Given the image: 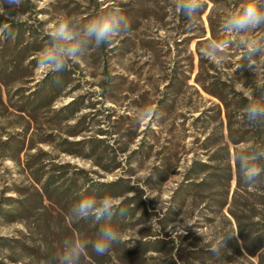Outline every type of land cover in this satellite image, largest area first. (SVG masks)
Here are the masks:
<instances>
[{"label":"rangeland","instance_id":"rangeland-1","mask_svg":"<svg viewBox=\"0 0 264 264\" xmlns=\"http://www.w3.org/2000/svg\"><path fill=\"white\" fill-rule=\"evenodd\" d=\"M250 2L204 0L192 28L174 0H22L15 11H5V18L23 22L36 34L41 50L33 57L61 19L84 24L102 9L119 5L130 29L69 61L71 79L53 108L32 120L26 136V144L33 137L52 143L24 150L20 163L0 151V210L10 211L11 199L31 187L26 157L40 148L47 154L46 169L52 164H65L69 171L83 168L100 182L124 177L142 194L150 216L122 233L129 244L142 235L160 234L169 236L174 247L188 249L185 264H264V248L253 257L245 251L248 239L264 236V175L256 185L246 184L234 159L242 144L264 146V122L249 124L243 113L250 96L264 103V60L257 58L260 66L251 68L245 50L235 44L216 59L201 52L209 39H239L223 32L222 24ZM247 35L264 37V27ZM23 72L4 87V100L16 88H39L50 73L38 65ZM79 97L83 102L76 116L84 115L85 122L77 130L85 131L69 137L75 119L55 121L54 111ZM146 106L157 115L137 125L136 114ZM19 116L12 107L0 114V138L18 137ZM61 137L102 138L98 162L119 167L106 172L90 159L62 152ZM70 149L80 150L76 145ZM183 224L188 226L180 235L177 226ZM222 233V255H213L209 249L220 245ZM36 240L23 223L0 214V264H59L56 257L63 247L50 255Z\"/></svg>","mask_w":264,"mask_h":264},{"label":"trees","instance_id":"trees-1","mask_svg":"<svg viewBox=\"0 0 264 264\" xmlns=\"http://www.w3.org/2000/svg\"><path fill=\"white\" fill-rule=\"evenodd\" d=\"M3 24L10 26L13 37L8 38L6 34H0V114L9 107L14 108L20 115L18 120L20 126L18 137L0 138V151L14 162L20 163L24 150L30 151L39 143H52V140L47 138L34 141L33 137L30 144H26V136L32 120H37L41 112L53 108L55 98L71 79V72L67 69L61 73L50 72L43 78L39 88L32 90L26 87L16 88L13 95H8L4 100L6 94L4 87L16 81L19 75L25 76L23 71L27 67H37L38 57L33 56L41 50V45L36 34L26 28L23 22L8 20L0 14V25ZM28 77L32 79L33 75L30 73ZM82 102L83 97H79L54 111L55 121L75 119L72 129L67 132L69 137H77L85 131L77 130L85 122L84 115L79 118L76 116L82 108ZM58 140L62 152L90 159L106 172H112L119 167V164H114L107 168L98 162L99 157L95 153L102 145V138H81L71 141L67 137H61ZM71 145H76L80 150H75L76 152L71 150ZM45 156L46 152L40 148L35 153L27 155L26 165L32 185L19 197L11 199L13 208L10 211L0 210V214L12 221L23 223L29 237L37 239L39 247L50 255H53L57 247H63L65 239L94 241L104 224L119 229L122 235L128 227L135 225L136 221L140 224L141 219L150 216L142 200V194L136 193L135 187L124 177L100 182L94 180L90 172L83 168L69 171L65 164H52L46 169L47 165L43 163ZM81 195L97 199L109 196L114 199L117 208L125 209V214L114 215L111 220L96 221L94 217L74 220L70 215V208ZM121 235L119 242L114 243L104 255H97L89 244L79 264H185L186 259L191 257L188 249L174 247L173 244L176 243L173 240L170 242L169 236L167 238L160 234H146L131 245L122 239ZM247 241L245 251L252 257L258 255L264 248L262 235ZM53 264L57 262L54 261Z\"/></svg>","mask_w":264,"mask_h":264},{"label":"clouds","instance_id":"clouds-1","mask_svg":"<svg viewBox=\"0 0 264 264\" xmlns=\"http://www.w3.org/2000/svg\"><path fill=\"white\" fill-rule=\"evenodd\" d=\"M22 0H0V14L5 11H15ZM7 5V9L5 8ZM175 8L180 11L188 28L194 27L199 20V13L204 8V0H174ZM264 27V0H252L242 6L241 10L227 16L222 24V31L235 34L239 37L232 39H209L201 49L202 54L210 59L221 56L222 49L235 44L238 48L245 50V58L251 68H257V58L264 60V37L259 39L250 38L247 34L253 30ZM130 29V23L124 10L119 5H112L102 9L87 23L79 24L72 19H61L48 34V42L39 53L37 64L53 73H61L69 67V61L83 57L91 46L99 47L102 44L111 43L115 38ZM0 34H6L8 38L13 37L9 25H0ZM243 109L244 116L249 124L264 122V103H260L253 97ZM155 110L146 106L136 114V124L142 125L146 120L155 118ZM234 159L239 164L240 174L243 181L249 185H256L264 175V146L240 145V150L235 153ZM125 214V209L117 208L114 199L104 196L85 197L81 195L70 208V215L74 220L88 219L94 217L96 221L103 219L111 220L114 215ZM183 227H178L179 234L183 233ZM198 231V230H197ZM176 232V233H177ZM227 233V232H226ZM175 234V233H174ZM234 234V233H233ZM119 229L110 224H104L98 231L94 241L79 238L65 239L63 251L56 257L59 264H79L81 256L89 244L97 255L106 254L114 243L120 240ZM225 235L221 234L220 245H213L209 251L213 255H222Z\"/></svg>","mask_w":264,"mask_h":264}]
</instances>
